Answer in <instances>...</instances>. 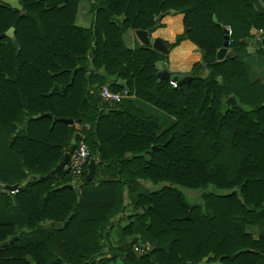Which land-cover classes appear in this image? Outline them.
<instances>
[{"label": "trees", "instance_id": "1", "mask_svg": "<svg viewBox=\"0 0 264 264\" xmlns=\"http://www.w3.org/2000/svg\"><path fill=\"white\" fill-rule=\"evenodd\" d=\"M81 1L0 0L17 44L0 40V244L17 238L0 264H264V85L246 62L264 0H86V27ZM153 27L167 54L136 40ZM103 87L127 95L109 107ZM72 141L81 175L35 179Z\"/></svg>", "mask_w": 264, "mask_h": 264}, {"label": "water", "instance_id": "2", "mask_svg": "<svg viewBox=\"0 0 264 264\" xmlns=\"http://www.w3.org/2000/svg\"><path fill=\"white\" fill-rule=\"evenodd\" d=\"M160 20V17H157L155 19V24H158ZM213 22L215 23L216 22V19L213 17ZM156 27H153L151 29H149L148 31H136L134 32V35L137 39V41L141 44V45H150L151 48L154 50V51H157L159 53H162V54H167L168 53V49L165 45V43L163 42L162 39L160 38H155V39H149V34L153 33L155 31ZM222 32H223V41H222V45H221V48L216 52V60L217 61H222L226 54H227V51H228V43H229V30L228 29H225L223 28L222 29ZM4 37H7L9 39H12V42L14 44L15 47H17V44H16V41L15 39H13V30L10 29L8 30L5 34H1L0 35V40ZM255 46L257 48H260V47H263L264 48V32L261 33L258 37V39H256L255 41ZM157 69H158V72L156 74V77L158 80L160 81H164V80H169L170 79V75L169 73L166 71V70H163L161 69V65L158 64L157 65ZM171 81H174V82H177V86H181L182 84H186L188 83L191 78L190 77H182L180 79H178L177 77H173L170 79ZM119 83L121 84V86L124 85L123 82L119 81ZM57 89L56 85H54L52 91H55ZM226 108L228 109L230 106H233V107H237V103H236V100L233 98V97H228L225 102H224ZM41 116H44V117H48V118H51V114L49 113H46V114H43ZM36 117H40V115H37ZM68 125H72V121H65ZM74 144L75 142L72 141V145L69 149V151L67 153H65L61 159V161L54 167V169H52L47 175L43 176V177H36L35 179H41V180H47L49 179L50 177H53L55 176L56 174H58L59 172H61L62 170L65 169L66 165H67V162L69 160V156L70 154L73 152V147H74ZM93 174H94V161L93 160H89L88 162V165H87V174L84 178V183H87L89 181H91L92 177H93ZM98 181V180H97ZM82 185V183H79L76 187H72L74 193L76 195H78V187H80ZM71 187V186H70ZM17 189V186L16 185H12V186H8V185H2L1 186V191L3 194L7 195V194H10L14 191H16ZM66 224V221L63 222L62 225H59L57 224L56 225V228L57 229H61L62 226H64ZM16 237H13L11 239H9L8 241L6 242H3L0 244V249L3 248V247H6L8 244H11L13 243L14 241H16Z\"/></svg>", "mask_w": 264, "mask_h": 264}, {"label": "built area", "instance_id": "3", "mask_svg": "<svg viewBox=\"0 0 264 264\" xmlns=\"http://www.w3.org/2000/svg\"><path fill=\"white\" fill-rule=\"evenodd\" d=\"M259 33H263V31H259ZM230 34V33H229ZM169 84L175 88L176 82L169 81ZM127 93L124 91V94H115L111 93L106 87H103L99 92V98L102 103H106L109 107H112L114 104H117L120 102V100L126 96ZM87 128V126H85ZM76 128L79 130L80 128L76 126ZM89 156V151L87 146L84 144V142L80 141L76 147V149L70 154L69 160L67 162V165L65 169H68L72 175V177L77 178L81 175L83 166L87 163ZM16 191L10 193L14 194ZM133 251L135 253H141V250H139L135 245L133 246Z\"/></svg>", "mask_w": 264, "mask_h": 264}, {"label": "crops", "instance_id": "4", "mask_svg": "<svg viewBox=\"0 0 264 264\" xmlns=\"http://www.w3.org/2000/svg\"><path fill=\"white\" fill-rule=\"evenodd\" d=\"M6 2H13V0H4ZM83 6H87L88 7V2L86 0H82L79 4V11L81 8H83ZM89 19L90 16L88 17V19L85 18V16H80L79 12L77 14L76 17V22L79 26L82 27H86L89 24ZM264 32V31H263ZM261 33H254V40L252 43H249L247 46V49H251L250 52L248 53V56L246 57V62L250 68V80L251 82H258L261 85H264V64L261 63V57L262 55H260L259 53H256V49L257 47L254 45L255 44V40L258 39L259 35ZM129 39L131 40V43L129 44L130 46H133L135 44V40L133 39V37H129ZM262 50H264L263 47H260ZM253 56H256L255 58H253ZM113 236V234H112ZM149 247V246H148ZM110 264H122L120 261H115L113 263Z\"/></svg>", "mask_w": 264, "mask_h": 264}, {"label": "rangeland", "instance_id": "5", "mask_svg": "<svg viewBox=\"0 0 264 264\" xmlns=\"http://www.w3.org/2000/svg\"><path fill=\"white\" fill-rule=\"evenodd\" d=\"M79 15L80 16H85V18L86 19H88V17H89V14H88V12H87V9H86V6H83V8H81L80 9V11H79ZM137 40V39H136ZM129 40L127 39V42H128ZM129 43V42H128ZM139 43V42H138ZM140 44V43H139ZM256 56H253V58H255ZM197 194H194V193H189L188 195H187V197L189 198V200L190 201H193V200H195L196 198H197Z\"/></svg>", "mask_w": 264, "mask_h": 264}]
</instances>
